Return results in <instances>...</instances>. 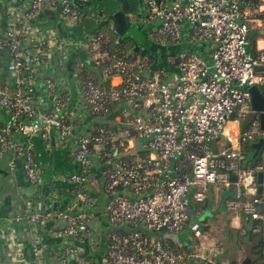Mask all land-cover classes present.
<instances>
[{"label": "built area", "instance_id": "1", "mask_svg": "<svg viewBox=\"0 0 264 264\" xmlns=\"http://www.w3.org/2000/svg\"><path fill=\"white\" fill-rule=\"evenodd\" d=\"M85 1L19 0L10 8V23L0 24V55L10 56L13 75L11 80L0 75V108L13 113L0 126V159L12 152L11 170L22 162L32 183L43 182L32 138L47 141L56 131L60 142L73 135L79 167L68 178L74 212L48 209L26 217L33 222L62 220L58 236L84 240L90 231L85 208L94 206L87 191L89 172L100 162L105 215L113 227L105 237V264H223L221 244L210 238L202 222L191 225L190 205L203 203L212 187L232 190L227 209L264 222V181L259 196L264 164L241 166L243 142L264 140L250 92L264 84V68L257 70L264 67V46L256 42V52L249 49V33L255 29L251 24L264 21V0H140L144 13L136 19L150 29L155 42L180 45L186 26L189 42H210V59L181 50L167 58L168 65L153 69L154 59L141 53L132 59L109 54L108 88L89 71L79 76V83L92 115L109 111L115 117L109 129L76 134L65 113L67 94L56 92L51 77L45 78L48 98L34 86L38 68L48 65L60 35L39 27L34 31L31 21L52 10L72 26L80 17L77 2ZM100 41L94 32L82 45L95 50ZM91 59L99 61L97 54ZM167 234H176L177 242ZM73 257L82 260L79 249L67 242L60 264H70Z\"/></svg>", "mask_w": 264, "mask_h": 264}, {"label": "crops", "instance_id": "2", "mask_svg": "<svg viewBox=\"0 0 264 264\" xmlns=\"http://www.w3.org/2000/svg\"><path fill=\"white\" fill-rule=\"evenodd\" d=\"M133 1L135 2L136 0ZM90 2L92 3L91 6L86 2H79L83 7V12H85L73 26H69L64 21H61L58 14L55 13V16L47 12L40 14L36 21H31L33 24L32 30L38 31L34 29L36 27H39L40 30H45L46 26L54 25L60 37H67V40L69 39L68 42L73 41L75 37V45L81 49L83 41L86 38L88 39L92 33L98 31L106 23L113 29V21L109 20V18L114 12L121 9L119 0H91ZM18 3L19 0H0V24L7 26L10 23V8L16 7ZM77 6L79 7V5ZM94 10L96 11L94 12ZM96 14L99 15L98 18ZM53 17H56V20L50 22L49 19ZM128 17L131 16L128 15ZM99 18L102 19L101 23H99ZM129 19L130 21H139L133 16ZM59 25L63 27L61 29L66 33L65 35H63L62 31L60 32ZM251 25L252 28L260 30V26L264 25V21L252 23ZM143 28L147 27L144 26ZM186 32L187 28L184 26V38L187 37ZM149 37H151L150 34ZM127 40L132 41L131 39ZM256 42L259 46H264V37H262V40L257 39ZM183 44L192 46V49L196 50V53L201 57L207 60L210 59L211 46L208 41L192 43L187 40L186 42L183 41L180 45L169 44L167 46L176 50L175 53H177L184 47ZM72 45H74V41ZM162 46L166 47L165 45ZM55 47L54 51L49 54L48 65H41L38 68L36 77H34V86L39 95L47 96L45 78L48 77H51L55 81L58 92L67 94V96L70 95L68 101L66 100L65 113L75 123L74 132L76 134L94 131L98 125L97 122H111L115 114L110 117L92 115L85 105L80 91V65L91 60L89 53L82 49L79 56L75 54L70 56L71 59H74V69L77 64L76 70L78 74L73 73L78 80L76 89L75 86L68 82L70 81V77L67 74L72 71L69 68V63H67L68 60L65 58L63 60L64 53L62 48L57 45ZM149 57L154 59L153 69L158 66L156 60H160L168 65L170 59L169 56V59L165 57L164 60L159 56L153 57L150 55ZM9 64L10 56L7 53L0 55V75L4 80H11L13 76L9 70ZM106 80H109V78H106ZM116 81H118V78L114 79V82ZM81 97L83 98L82 101ZM51 103L52 101L50 100ZM12 117V111L0 108L1 125L6 124ZM32 140L34 143L33 152L40 166L43 182L32 183L22 166V162H18L17 169L11 170L9 168V160L13 154H10V152L0 159V264H60L61 249L67 242L79 249V256L82 259L78 261L79 258L73 257L70 264H105V237L113 227L108 223L105 215L106 194L102 164L100 162L95 163L89 172L87 191L94 201V206L85 209L89 213L90 231L84 236V240L70 238L67 240L57 235V229L63 224L62 220L43 218L33 222L26 217V214L60 208L72 212L76 210L70 207L72 184L68 180L71 173L79 170L74 158L76 145L73 135L65 142H60L56 131H53L47 141L43 140L39 135L33 137ZM97 151L98 148H93V157H95ZM230 193L233 195L232 190L212 187L207 199L203 203H200V205L198 204L196 209L194 208V215L197 218H199V215L206 207L214 210L213 216L210 217L211 219L207 217L204 220V227L205 225L209 226L208 231L206 230L205 232L209 234L210 238L217 240L221 244L223 264H232L233 261L229 263L227 258L228 249H226L228 246L226 245L225 247L221 241H224L225 237L229 236L232 232L244 235L247 232L246 228H243L239 232L238 229H241L244 225L251 226V222L247 221L243 212L229 211L227 209L226 202L229 199ZM80 209L82 208L80 207ZM223 212L228 213L226 219H223ZM200 222L203 223V221ZM220 222H222L221 226L224 223L223 227L225 229L217 225ZM238 243L237 248L239 252L248 248V259L251 261L252 244L245 238L239 239Z\"/></svg>", "mask_w": 264, "mask_h": 264}, {"label": "trees", "instance_id": "3", "mask_svg": "<svg viewBox=\"0 0 264 264\" xmlns=\"http://www.w3.org/2000/svg\"><path fill=\"white\" fill-rule=\"evenodd\" d=\"M95 35L101 37V41L95 50L91 48L88 50L90 53L97 54L98 56V63L97 61L91 59L89 62H84L83 65H80V75L84 73V71H89L91 75H93L94 79L97 81H101L104 85L109 87V54L112 53H119L123 55H127L129 59L136 58L140 55V51H135V44L133 41H129L127 39L120 40L118 35L114 32V30L108 26L106 23L100 28L98 31L95 32ZM259 37H262L260 34L255 35V37L251 40V45L249 49L253 52H256V41ZM105 55L103 58L102 56ZM154 63V61H150ZM80 63H82L80 61ZM154 65V64H153ZM58 92V91H56ZM63 95H65L63 93ZM70 98V95L67 97V101ZM98 117H107L111 116L108 112H103L99 115H94ZM20 119H25L24 116H21ZM98 127H106L109 129L111 126V122H97ZM71 124L75 125L72 121ZM1 126V124H0ZM105 149H109V144L104 145ZM7 154V153H6ZM242 154L245 155L244 160L241 161V166L243 168L249 169L253 168L259 164H264V140L261 138H255L254 140H247L243 142L242 145ZM259 196H263V192L259 194ZM232 197L230 193L229 198ZM200 205V204H199ZM195 209L197 205H194ZM262 211L264 212V203L261 205ZM247 218V221L251 222V226L244 225L241 229H238V232L241 231L243 228H246V234L241 235L237 233L241 238L247 239L248 242L252 244L251 246V261L249 264H264V222L261 220H252L250 217L244 214ZM259 228L258 231H254L253 228ZM205 231L209 229V226L204 227ZM233 234H230V236Z\"/></svg>", "mask_w": 264, "mask_h": 264}, {"label": "water", "instance_id": "4", "mask_svg": "<svg viewBox=\"0 0 264 264\" xmlns=\"http://www.w3.org/2000/svg\"><path fill=\"white\" fill-rule=\"evenodd\" d=\"M91 0L85 1L90 6L92 3ZM121 4V9L117 10L112 14V16L109 18V20L113 21V30L118 35L120 40L125 39H131L135 43V51H140L141 55H148V53H145L147 45L151 42V39L149 37L150 29L143 28L146 26L145 24L141 23L140 21H130L129 18L133 17H140L144 13V7L143 3L140 0H136L135 2L133 0H119ZM159 1V0H158ZM84 3V4H86ZM77 5H79L80 13L83 14V7L82 5L77 2ZM49 12L50 14L58 13L56 11L47 10L45 13ZM130 15L131 17H128ZM75 25V24H74ZM73 26V25H72ZM63 28L61 25H59L60 32L62 31L63 35L66 33L61 29ZM260 34L262 37H264V28L263 29H251L249 33V38L253 39L255 35ZM87 39V38H86ZM85 39V40H86ZM73 64L74 59H71L69 61V68L70 70H73ZM263 66H258L257 70L261 71L263 70ZM250 92L252 95V106L253 110L260 113L261 117V123L262 127H264V84L255 85L250 87ZM10 154H13L10 152ZM232 181H236V176H232ZM263 173H259V192H262L263 188ZM194 205H190L191 210V220L190 223L195 224L199 222V218H197L194 215ZM167 237L173 239L175 242H177L178 238L176 234H167ZM250 261L247 259L243 264H249ZM232 264H238L237 262L233 261Z\"/></svg>", "mask_w": 264, "mask_h": 264}, {"label": "rangeland", "instance_id": "5", "mask_svg": "<svg viewBox=\"0 0 264 264\" xmlns=\"http://www.w3.org/2000/svg\"><path fill=\"white\" fill-rule=\"evenodd\" d=\"M96 10H94V12H95ZM56 14H58V13H56ZM83 14H81L80 13V17L82 16ZM56 16V15H55ZM59 16V15H58ZM80 17H79V19H80ZM96 17L98 18L99 17V15L98 14H96ZM78 19V20H79ZM103 19H104V17H103ZM56 20V17H53V18H51V19H49V21L51 22H54ZM99 20V23H101L102 22V19L101 18H99L98 19ZM36 21V20H35ZM43 22V21H42ZM78 22V21H77ZM76 22V23H77ZM50 24H54V23H50ZM109 25H111V24H109ZM55 26L54 25H48V26H46L45 28L47 29V30H50L51 32H55V31H57V30H55V28H54ZM264 28V25L263 26H260V29H263ZM184 34L185 33H183V36H184ZM66 39V40H65ZM150 39H151V42L147 45V47H146V51H145V53H148V55H151V56H153V57H156V56H159V57H161L163 60H164V58L165 57H168V56H170V57H173L176 53V50H173V49H171L170 47H168V46H166V47H163L162 46V44L163 43H158V42H155V40H154V38L153 37H150ZM258 39H260V40H262V37H259ZM60 40L62 41V43H61V45H59L58 43L60 42ZM65 42H64V41ZM69 40V39H68ZM68 40H67V37H64V38H62V37H59V38H57V41H56V45L57 46H60V48H62V51H63V60H64V58L65 59H67L68 61H67V63H69V61H70V59H71V55H73V54H75V55H80L81 53V50L82 49H84L86 52H88V53H90L88 50L90 49V47H88V46H86V45H84V46H82L81 47V49L79 48V47H77L75 44H76V41H75V37H74V45H72V44H70L69 42H68ZM188 40V37H183V41H187ZM72 41V42H73ZM70 45H72V46H70ZM184 45V44H183ZM251 45V44H250ZM250 45H249V47H250ZM182 49H185V50H187V51H191V50H193L192 49V46H187V45H184V47L183 48H181L180 50H182ZM194 52H197L196 50H193ZM90 57H94V54L93 53H91L90 54ZM81 58V57H80ZM156 59V58H155ZM156 63L158 64V66H160V65H162V64H164L163 62H161L160 60H156ZM76 66H77V64L75 65V69L73 68V70L72 71H70V72H68V76L70 77V81H68V82H70V84L71 85H73V86H75V88L77 89V86H78V80H77V78H76V76H74V72H75V74L77 75L78 74V71L76 70ZM69 84V83H68ZM82 97H81V101H82ZM204 208V207H203ZM197 214V213H196ZM213 214H214V210H212L211 208H205L202 212H201V214L199 215V220L200 221H203V224H204V220L207 218V217H209V219H211L210 217H212L213 216ZM198 215V214H197ZM223 219H226L227 217H228V213L227 212H223ZM208 219V220H209ZM221 223L222 222H220V223H217V225L218 226H221ZM223 226H224V223L222 224ZM223 226H221L222 228H224L225 229V227H223ZM231 234H233V235H229V236H227V237H225L226 239H224V241H221L224 245H225V247H226V245L228 246L226 249H228V252H227V258H228V261H229V263H231L232 261H237L238 263L240 262V264H242L243 263V261L244 260H246V259H248L249 257H248V248L247 249H244V250H242L241 252H239V250H238V248H237V245L239 244L238 242H239V239H240V237H239V235L237 236V233L236 232H232ZM233 239V240H232ZM246 251V252H245Z\"/></svg>", "mask_w": 264, "mask_h": 264}, {"label": "flooded vegetation", "instance_id": "6", "mask_svg": "<svg viewBox=\"0 0 264 264\" xmlns=\"http://www.w3.org/2000/svg\"><path fill=\"white\" fill-rule=\"evenodd\" d=\"M150 36L152 37V34H150Z\"/></svg>", "mask_w": 264, "mask_h": 264}]
</instances>
